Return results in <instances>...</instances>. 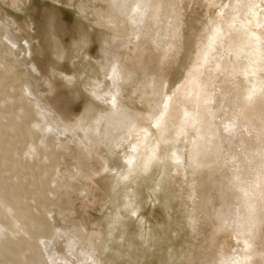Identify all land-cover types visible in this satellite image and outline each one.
Returning a JSON list of instances; mask_svg holds the SVG:
<instances>
[{
    "label": "rangeland",
    "instance_id": "rangeland-1",
    "mask_svg": "<svg viewBox=\"0 0 264 264\" xmlns=\"http://www.w3.org/2000/svg\"><path fill=\"white\" fill-rule=\"evenodd\" d=\"M16 1L23 12L1 10L29 40L49 89L38 106L37 154L21 158L16 150L35 138L5 124L0 169L26 178L29 209L36 201L48 208L32 215L74 254L51 261L44 250L14 249L0 258L92 264L96 252L99 264H264V72L253 68L264 54V0H161L142 30L124 15L137 0H123L116 23L104 11L95 16L106 28L54 0ZM15 115L8 119L26 112ZM130 144L137 156L118 178L111 170L122 168L119 153ZM4 226L9 248L22 234Z\"/></svg>",
    "mask_w": 264,
    "mask_h": 264
},
{
    "label": "bare ground",
    "instance_id": "bare-ground-1",
    "mask_svg": "<svg viewBox=\"0 0 264 264\" xmlns=\"http://www.w3.org/2000/svg\"><path fill=\"white\" fill-rule=\"evenodd\" d=\"M54 1L65 6L67 10L70 11L71 14L74 15L76 14L81 19H87L89 17L90 19L89 21L91 22V24L97 27H105V28L106 25L100 23L98 21V18H96L95 16L97 15L101 16L102 11H104L106 12L107 15L114 16V19H112L111 22L116 23V21H119L118 18L120 17L119 15L120 9L121 7H123V0H105V2H103L102 0H54ZM160 2L161 0H137L136 6L131 8L130 10H126L124 15L128 17L130 24L133 25L135 29L142 30V28L144 27L147 14L153 9H155ZM5 3L10 5V7L16 11L23 12L24 10V5L17 2L16 0H0V129L1 128L4 129L5 124L6 125L9 124L11 128L15 130L13 132L16 133V131H19L24 135H26V137L31 136L35 138L34 142L33 140L30 141L28 140V142L25 143L26 145L23 146L20 143L21 141L18 142L21 144V147L19 148L18 146L19 149L16 151L18 152L19 155H21L22 158V156L25 155L30 156V152H32L33 154L34 153L37 154L36 151L38 149L36 150L35 148L38 145L36 143L41 142L40 138L35 137L36 136L35 134H37L36 130L40 128V122L38 120L39 118L38 115H40L38 114V110H39L38 106L40 105L39 102L43 100L41 93L43 91H48L49 89L48 88L49 78L46 75H44L37 68L36 64L33 62L32 57L30 56L31 47L29 40L22 37L17 21L14 18H11L9 15H7L5 11L1 10V5ZM89 12H91V14ZM50 25H52V23H50ZM108 29L112 30L115 36L120 35V33L122 32V29L120 27L114 26L112 28L108 27ZM134 39H135L134 34H132L128 40L132 41ZM52 41L54 43V48H55L54 54L56 58L62 59L64 57V51L60 40L54 37L52 38ZM253 68L256 71L260 70L264 72V54L261 53V51L258 52V56H256L255 60L253 61ZM112 69L113 71H116L115 66ZM52 74H57V73L53 71ZM101 87L103 88V85H101ZM258 89H260V87L259 84L256 83L254 85V90L251 92V94L257 91ZM27 98L30 100L32 99L31 102L33 104V106L31 107V111L29 110V114L26 110L29 108H27V106L24 104L27 101ZM90 109L91 107L87 106L85 112L90 111ZM22 110L26 112V116H23L21 120L11 122V120L8 119V117L13 114H16L15 116H21L20 113ZM48 115L51 116V113H48ZM3 118H6V120L5 119L3 120ZM57 119H58L59 127L62 130V132L64 134H68L72 136V134H70L66 126L60 121V119L59 118ZM52 130L51 128L48 129V131H52ZM1 131L3 132V130H0V133ZM15 133L14 135H16ZM4 135H6V133H4ZM143 136L147 138L149 136V131L147 130L143 134ZM7 141L9 142L8 139ZM53 142L55 141H52L51 138L45 141L46 144L48 143L51 145L53 144ZM1 143L2 141L0 140V156H2L3 153H5L6 149L8 150V148H6L4 151ZM34 144H36L37 146L35 147ZM135 146L134 145L131 146L130 144L128 148H126L125 150L119 153V158L122 159L124 165L122 166L121 169H112V168H111L112 170L110 169L116 177L122 178L128 175L127 173L128 167L131 165V162L137 156ZM149 148H150L149 143H146L143 149L147 152ZM14 153L17 155L16 152ZM44 154H40V155L42 156ZM2 158L3 156L1 157V159ZM53 158L54 156L52 154L46 158L47 165L49 164L50 166L51 163L50 161H52ZM3 166H5V164ZM10 171L12 170L10 169ZM54 171H51L50 176L53 175L52 173ZM58 171H60V168L57 166L56 172ZM2 172L4 174H2ZM2 172L0 173V226L5 225L4 230L7 229L5 231L9 230L10 232H12L13 229H15L18 226L19 227L18 230H20L19 232L20 234H22V236L21 237L19 236L20 239L18 240V242L13 243V246L12 244H10V246L12 247L9 248L7 247V244L10 242L9 239H6V237L5 239L1 237L0 253L5 254L8 250L12 251L14 249L19 251V253H24L27 250L29 251L44 250L45 255L51 261L60 260L61 255L62 257L65 258H68V254L73 256L74 254L73 251L67 254L69 248L67 249L65 245H63L57 237H52V234L50 233L51 226L41 221V219H38L36 216L32 215L31 212L33 211L31 209L41 210V208L44 207L46 210L48 208L47 205L44 204V202L36 201L35 203L33 202L35 207L29 209L30 200L33 196L34 191L32 190L22 191L20 189L21 186L24 187L26 186L24 184H29V183H24L26 181V178L24 179L23 177L24 181L22 179L20 180V182H19L20 177L17 178L18 179V183H17L16 181L17 179L16 180L14 179L15 178L14 175L12 176L14 178H8L4 176L6 175L7 172H5L4 170ZM72 199L73 200L78 199V197L72 196ZM74 203L75 202H73V204ZM36 212L37 211L34 210L35 214H37ZM77 214L79 217H81L80 211H78ZM81 218H84V216ZM53 221L55 225L60 224L58 218H54ZM86 222L89 221L86 220ZM10 232L9 234H11ZM0 235H3V233H1ZM78 252L79 254H83V255L87 254L85 253V251H81L80 249L76 251L75 254L76 253L78 254ZM98 256L99 254L93 252L92 256H90V260L92 264H99ZM86 257L88 258L89 256ZM5 261L6 260H4V258H0V264H6ZM75 261L76 264H79L80 262L77 259Z\"/></svg>",
    "mask_w": 264,
    "mask_h": 264
}]
</instances>
